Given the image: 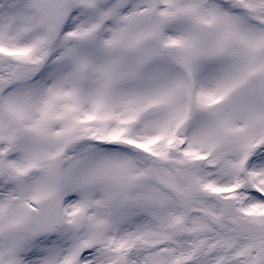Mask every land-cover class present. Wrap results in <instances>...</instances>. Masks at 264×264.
I'll use <instances>...</instances> for the list:
<instances>
[{"label":"snow or ice","instance_id":"snow-or-ice-1","mask_svg":"<svg viewBox=\"0 0 264 264\" xmlns=\"http://www.w3.org/2000/svg\"><path fill=\"white\" fill-rule=\"evenodd\" d=\"M0 264H264V0H0Z\"/></svg>","mask_w":264,"mask_h":264}]
</instances>
